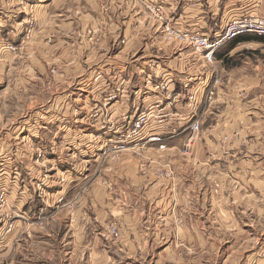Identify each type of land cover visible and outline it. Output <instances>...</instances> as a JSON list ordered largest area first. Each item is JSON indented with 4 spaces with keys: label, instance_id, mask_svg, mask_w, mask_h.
Masks as SVG:
<instances>
[{
    "label": "crops",
    "instance_id": "0c3cea01",
    "mask_svg": "<svg viewBox=\"0 0 264 264\" xmlns=\"http://www.w3.org/2000/svg\"><path fill=\"white\" fill-rule=\"evenodd\" d=\"M151 3L42 2L45 13L51 8V15L60 17V22L48 24L49 31L59 34L45 44L51 51L59 49L47 60L59 63L57 76L67 84L61 89L67 92L47 108L49 119L32 135L50 144L45 159L54 171L33 159L26 163L25 177L18 181L21 194L14 203L23 209L21 217L32 218L39 204L26 187L43 182L49 215L42 225L38 220L29 223V230L19 219L24 226L20 224L18 231L14 227V245L19 246L24 233L30 240L42 234L46 243L57 241L65 264H138V258L153 256L157 259L153 264H161L164 257L174 259V246L150 248V243L196 244L212 237L216 223L221 239L251 246L244 263L251 264L264 235V41H228L208 64L177 35L172 37L179 43L165 41L163 25L149 10ZM164 8L175 31L210 37L231 18L247 13L264 16V0H166ZM215 76L219 83L207 100L203 87ZM161 80L167 81L169 95L154 91ZM193 86H200L195 101L200 129L191 152L184 154L188 123L178 115L196 111L186 97ZM110 92L118 95L106 102ZM68 94L79 100L76 115ZM89 97L92 105H105L104 115L123 122L120 127L141 109L159 110L162 115L146 126L145 134H163L165 148L151 143L99 155L93 136L101 135L95 130L107 124L103 120L97 127L90 124ZM62 144L76 149L83 160L72 165L61 156ZM60 174L65 180L59 186ZM67 177L69 182L63 184ZM110 225L117 229V237L109 233Z\"/></svg>",
    "mask_w": 264,
    "mask_h": 264
},
{
    "label": "rangeland",
    "instance_id": "374dc122",
    "mask_svg": "<svg viewBox=\"0 0 264 264\" xmlns=\"http://www.w3.org/2000/svg\"><path fill=\"white\" fill-rule=\"evenodd\" d=\"M43 1L0 0V264H65L60 259L57 241L51 240L46 243L42 234H38L35 239L32 237L33 240H30L29 236L24 233L27 237L25 238V235L22 234V241L19 246H15L12 236L14 230L18 231L20 224L24 226L22 223H26L27 230H29L28 225L33 221L41 219L42 222H38L39 225H42L49 215V204L43 200L44 197V199L50 200L48 190L43 186L41 189L38 188V185L43 182L33 183V186L26 187L27 194L33 192L34 201L39 204L37 214H32V218L26 220L21 217L23 209L18 208L14 203L15 198L21 194L18 181L19 177H25L22 172L26 163L33 159L39 166L47 165L48 169L54 171V168L49 167L50 165L45 159L49 157L50 144L43 140L36 141L32 135L34 132H39V125L49 119L48 116L51 112H48L47 108L54 104L59 98L58 95L67 92L66 89L61 90L62 86L66 87L67 84L60 79V76H57V70L60 69L59 63L47 60L57 55L56 52L59 49L51 51V48L46 47L45 44L50 45L52 36L55 37L59 34L49 31L48 24L60 22L58 19L60 17L52 16L55 13L51 15V8L48 13H45L41 6ZM170 19L169 16L167 19L157 20L163 25V31L166 33L164 34L165 41L179 43L177 39L170 37L164 29V26H170ZM54 20L56 21L54 22ZM91 32V29L87 30V34H91ZM190 47L196 51L192 45ZM116 95L118 94L116 93ZM67 98L70 104L74 103L70 105L74 115L78 114L80 109L75 103L78 99L69 94ZM89 98L90 106H93L95 102L92 105V98ZM63 104L66 105L64 102ZM87 114L90 124L97 127L98 124L93 119L95 116L91 107ZM104 116L106 115H102V117ZM31 124H34V127ZM124 125L130 128L132 124ZM124 125L123 127H126ZM92 126L88 128L90 131L93 130ZM105 129L101 128L95 131L102 133L106 131ZM48 134L51 133L48 132ZM60 146L64 147L62 151L64 153L61 152V156L66 157L72 165L73 162L75 164V162L83 160L77 155L76 149L69 148L65 144ZM157 146L159 148V143ZM130 150L132 149L126 151ZM59 153L58 151L56 154ZM56 154L51 155L55 156ZM68 157L73 160H69ZM50 170L47 172L48 174ZM14 171L18 172V175H15ZM53 179L56 180V176ZM57 179L59 186L65 180L61 174ZM68 182L67 177L63 184ZM14 184L16 185L13 186ZM213 214L215 215V212ZM25 217L27 216L25 215ZM19 219L25 220V222L19 223ZM211 230L213 233L211 238L197 240L196 244H190L188 241L162 240L153 241L150 243V248L174 246V259L164 257L167 260L161 261V264H244L251 253V246L244 248L242 241L221 239V232L216 223L212 225ZM257 246L258 249L261 247L260 253L255 254L254 260L249 263L264 264V235L257 241ZM151 252L155 253L152 249ZM155 260H157L156 256L145 260L140 257L136 262L138 264H148V262L153 264Z\"/></svg>",
    "mask_w": 264,
    "mask_h": 264
},
{
    "label": "built area",
    "instance_id": "2783aa9c",
    "mask_svg": "<svg viewBox=\"0 0 264 264\" xmlns=\"http://www.w3.org/2000/svg\"><path fill=\"white\" fill-rule=\"evenodd\" d=\"M165 1L166 0H151L152 3L149 5V10L152 16L159 21L169 17L164 8ZM164 29L170 37L177 35L178 39L184 40L188 44L192 45L208 63H213L215 52L224 43L234 39L235 37L246 33H254L264 36V16L245 14L243 16L231 18L226 22L223 30L213 37L200 32H178L172 28L171 24L170 26H164ZM166 83L167 81L164 80L159 81L154 85V91H165V93L169 95V89H167ZM218 83L219 80L215 78L210 83L204 85L203 94L207 100H211L214 97L215 87ZM199 87H191L190 92L187 95L188 106L196 111H190L185 115H178L179 117L186 118L188 123L185 128L189 131V136L187 137L185 146L182 150L184 154L191 152L200 129L199 116L196 108L197 105L193 99V94ZM116 96L115 92H110L107 94L105 100L106 102L114 100L116 99ZM104 106L105 105L97 103L91 107L93 115L95 116L93 119L98 122L96 117H99V120H103V124L104 122H106L105 124H108L105 127V132H102L101 135L96 134L93 136V139L98 141V147L100 148L98 151L99 155H113L128 149L145 147L152 142L159 143L160 149L165 148V144L163 142L165 137L163 134L155 132L145 135L144 133L146 126H148V124L152 121L159 119L160 115H162L159 110H154L152 106L143 109L133 118L132 121L129 122L132 124L129 128L127 125H124L126 127H120L119 125L123 122L113 120L107 117V115L102 117V115H104ZM39 153H42L41 150ZM14 174L18 175V172L14 171ZM41 186L42 184H39L38 188L41 189ZM21 215H23V213ZM38 221L42 222L41 219ZM108 231L112 236H118L117 229L113 225L108 226Z\"/></svg>",
    "mask_w": 264,
    "mask_h": 264
},
{
    "label": "trees",
    "instance_id": "16d2710c",
    "mask_svg": "<svg viewBox=\"0 0 264 264\" xmlns=\"http://www.w3.org/2000/svg\"><path fill=\"white\" fill-rule=\"evenodd\" d=\"M243 40H260V41H264V36L257 35V34H254V33H246V34H242V35H239V36L235 37L234 39L230 40L229 42H234L235 43V42H239V41H243Z\"/></svg>",
    "mask_w": 264,
    "mask_h": 264
},
{
    "label": "bare ground",
    "instance_id": "6f19581e",
    "mask_svg": "<svg viewBox=\"0 0 264 264\" xmlns=\"http://www.w3.org/2000/svg\"><path fill=\"white\" fill-rule=\"evenodd\" d=\"M204 59H205V58H204ZM205 60H206V59H205ZM197 93H198V91H195L194 94H193V99H194V101H196ZM204 97H205V96H204ZM144 133H146L145 130H144ZM145 135H147V134H145Z\"/></svg>",
    "mask_w": 264,
    "mask_h": 264
}]
</instances>
